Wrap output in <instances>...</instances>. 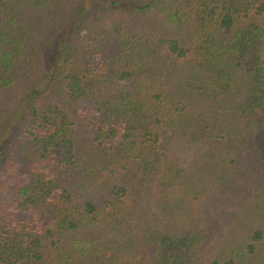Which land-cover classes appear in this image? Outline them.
<instances>
[{
    "label": "trees",
    "instance_id": "trees-1",
    "mask_svg": "<svg viewBox=\"0 0 264 264\" xmlns=\"http://www.w3.org/2000/svg\"><path fill=\"white\" fill-rule=\"evenodd\" d=\"M0 264H264V0H0Z\"/></svg>",
    "mask_w": 264,
    "mask_h": 264
}]
</instances>
